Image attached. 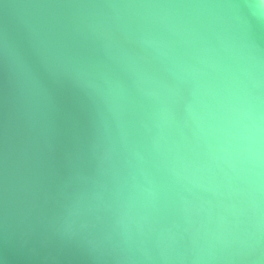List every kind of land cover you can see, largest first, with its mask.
<instances>
[{
  "label": "water",
  "instance_id": "obj_1",
  "mask_svg": "<svg viewBox=\"0 0 264 264\" xmlns=\"http://www.w3.org/2000/svg\"><path fill=\"white\" fill-rule=\"evenodd\" d=\"M0 264H264V0H0Z\"/></svg>",
  "mask_w": 264,
  "mask_h": 264
}]
</instances>
